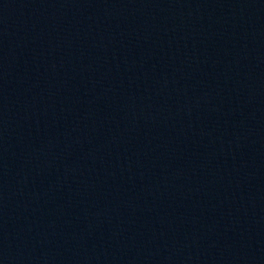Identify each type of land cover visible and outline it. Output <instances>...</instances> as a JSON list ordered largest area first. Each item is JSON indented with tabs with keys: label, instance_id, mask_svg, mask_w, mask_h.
<instances>
[{
	"label": "water",
	"instance_id": "1",
	"mask_svg": "<svg viewBox=\"0 0 264 264\" xmlns=\"http://www.w3.org/2000/svg\"><path fill=\"white\" fill-rule=\"evenodd\" d=\"M0 264H264V0H0Z\"/></svg>",
	"mask_w": 264,
	"mask_h": 264
}]
</instances>
